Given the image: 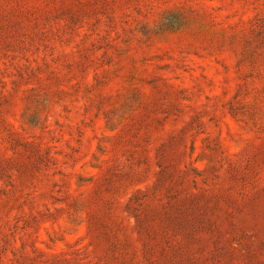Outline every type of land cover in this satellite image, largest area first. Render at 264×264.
I'll use <instances>...</instances> for the list:
<instances>
[{
  "label": "rangeland",
  "instance_id": "374dc122",
  "mask_svg": "<svg viewBox=\"0 0 264 264\" xmlns=\"http://www.w3.org/2000/svg\"><path fill=\"white\" fill-rule=\"evenodd\" d=\"M0 264H264V0H0Z\"/></svg>",
  "mask_w": 264,
  "mask_h": 264
}]
</instances>
